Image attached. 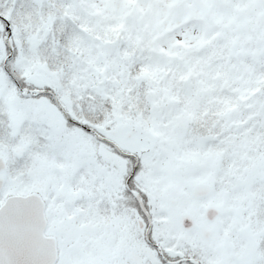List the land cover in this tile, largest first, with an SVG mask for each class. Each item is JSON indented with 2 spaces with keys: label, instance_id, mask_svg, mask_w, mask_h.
Returning <instances> with one entry per match:
<instances>
[{
  "label": "rangeland",
  "instance_id": "1",
  "mask_svg": "<svg viewBox=\"0 0 264 264\" xmlns=\"http://www.w3.org/2000/svg\"><path fill=\"white\" fill-rule=\"evenodd\" d=\"M5 20L15 41L8 68L23 87L52 89L72 119L102 135L121 126L150 198L211 183L209 201L228 212L222 263L264 264L254 211L264 204V0H0V155L11 168L0 204L41 192L47 232L61 236L58 264H102L103 255L76 260L88 249L73 236L72 202L87 191L72 184L88 169L103 177L106 150L88 148L48 96H21L2 67Z\"/></svg>",
  "mask_w": 264,
  "mask_h": 264
},
{
  "label": "flooded vegetation",
  "instance_id": "2",
  "mask_svg": "<svg viewBox=\"0 0 264 264\" xmlns=\"http://www.w3.org/2000/svg\"><path fill=\"white\" fill-rule=\"evenodd\" d=\"M56 121L61 123L62 119ZM104 136L105 140L100 143L106 150L104 157L108 169L105 167L103 177L98 178L88 169L78 175L79 181L75 183L77 190L87 192H79L74 202L78 211H73L71 215L74 221L73 236L86 242L88 249V253L79 250L77 254L81 257L76 260L91 263L103 255L102 264H163L162 257L168 258V264H206L205 260L208 264H223L221 246L225 241L224 220L228 212L220 204L209 201L210 197L193 199L174 187L164 194V199L159 193L155 194L159 197L157 200L150 198L149 189L142 186L137 172L131 181L127 175L129 158L123 154L127 153L124 129L121 126H109ZM87 140L88 148L92 150L96 145H101L96 143L93 135H88ZM92 153L93 163L88 164L95 166V153ZM111 174L117 177L114 175L116 178H113ZM95 179L103 181L96 183ZM94 191H99L98 195ZM139 196L151 221L140 204ZM188 201L193 202L190 208L187 206ZM258 206H254V211L259 210L260 218L264 220V209H258ZM92 210L95 211L94 215L89 217ZM186 217L192 224L187 228L183 225ZM85 220L91 222L86 229L81 224ZM161 224L160 234L157 228ZM259 224L264 227V224ZM76 225H79V229ZM87 231L88 235L84 237L81 233ZM258 234L261 236L260 247L255 250L261 251L263 248L264 251V247H261L264 245V228ZM101 236L104 238L103 243ZM227 249L233 252V246L229 243ZM63 254L60 249V256ZM229 256L230 260L236 258L234 254Z\"/></svg>",
  "mask_w": 264,
  "mask_h": 264
},
{
  "label": "water",
  "instance_id": "3",
  "mask_svg": "<svg viewBox=\"0 0 264 264\" xmlns=\"http://www.w3.org/2000/svg\"><path fill=\"white\" fill-rule=\"evenodd\" d=\"M4 43L10 49L13 57L12 29L7 26ZM39 94L42 91L22 90ZM99 136V135H98ZM6 171L5 160L0 158V175ZM4 179L0 176V190ZM208 184H195L191 194L195 198L211 194ZM45 201L43 197L32 192L28 195H13L7 198L0 207V264H56L58 261L57 239L46 234L47 218L45 215ZM184 226H191L188 219Z\"/></svg>",
  "mask_w": 264,
  "mask_h": 264
},
{
  "label": "snow or ice",
  "instance_id": "4",
  "mask_svg": "<svg viewBox=\"0 0 264 264\" xmlns=\"http://www.w3.org/2000/svg\"><path fill=\"white\" fill-rule=\"evenodd\" d=\"M5 24H6V30H7V26H9V21H5ZM5 70L9 73V75H11V69L10 68L6 67ZM73 122H75V121H73ZM135 172H136V167L134 166L133 167V174L129 176L130 181L134 178ZM162 260H163V264H168V258L162 257Z\"/></svg>",
  "mask_w": 264,
  "mask_h": 264
},
{
  "label": "trees",
  "instance_id": "5",
  "mask_svg": "<svg viewBox=\"0 0 264 264\" xmlns=\"http://www.w3.org/2000/svg\"><path fill=\"white\" fill-rule=\"evenodd\" d=\"M58 41H60V43H64V41H66V37L62 36L60 39L56 38Z\"/></svg>",
  "mask_w": 264,
  "mask_h": 264
}]
</instances>
